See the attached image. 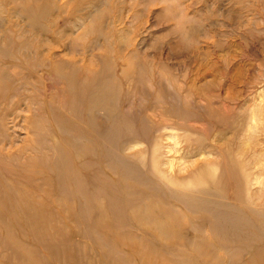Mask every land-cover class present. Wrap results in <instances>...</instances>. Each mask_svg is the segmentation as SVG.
<instances>
[{"label":"rangeland","instance_id":"1","mask_svg":"<svg viewBox=\"0 0 264 264\" xmlns=\"http://www.w3.org/2000/svg\"><path fill=\"white\" fill-rule=\"evenodd\" d=\"M179 87L187 116L165 114ZM13 119L0 264H264V0H0L2 132ZM110 149L144 176L132 196L118 194ZM172 185L211 212L257 213L255 228L224 243ZM107 194L201 229L165 233L125 206V225L110 222Z\"/></svg>","mask_w":264,"mask_h":264},{"label":"bare ground","instance_id":"2","mask_svg":"<svg viewBox=\"0 0 264 264\" xmlns=\"http://www.w3.org/2000/svg\"><path fill=\"white\" fill-rule=\"evenodd\" d=\"M183 88L179 87V90L176 89L173 93H170V95L173 97V100L175 103L172 105V110H165V114H171L175 113L178 115H184L187 116L188 112L183 104L189 105V92L183 91ZM112 89H106L103 91L106 96H110L112 94ZM101 92L100 95L103 93ZM182 109L185 111L183 112ZM21 117V116H19ZM252 122L257 121V113H254L251 117ZM98 121V120H97ZM12 122L14 123L15 120L13 119ZM12 124V123H10ZM18 123H14L11 127L2 123V129H4V132L0 129V153H4V150L7 151L10 148V145L14 143V139L16 138L17 133L19 132V129H16ZM101 126V124H99ZM4 126V127H3ZM14 127V128H13ZM12 130V133L10 132ZM115 130H117L115 128ZM113 132V128L110 130V134ZM55 138V137H54ZM56 139V138H55ZM54 139V140H55ZM79 141V137L77 139V142ZM60 142L56 141L53 145L55 148H59ZM6 154H11L8 150ZM107 162L108 167L112 171H114L120 179L123 181V184L120 188H118L119 195L126 194V195H133L131 191V187L129 185V182L131 181H137L140 182L143 179V174L136 168L134 165L130 164L126 159L123 157H120L118 154H116L115 151L109 150L107 153ZM47 162V161H46ZM27 166V165H26ZM51 166V165H50ZM231 171L230 173H236L238 171L237 167L230 166ZM208 177H211V174H203L200 176L196 181H199V184L205 183ZM125 182V183H124ZM190 179L186 180L185 184H190ZM170 184V183H169ZM174 184V183H173ZM150 185L152 187H160L155 180L150 181ZM171 185V184H170ZM16 186V185H15ZM190 187V186H188ZM170 188H173V185L170 186ZM195 188V187H194ZM154 189V190H155ZM189 189V188H188ZM157 190V189H156ZM172 193H169L174 198L182 201L185 206V209L187 211H190L192 214L194 213H203L204 211L208 212L211 216L214 217L215 221L212 223V228H216L220 230L219 232L222 234L223 242L228 243L231 239H233L239 232L244 231H250L255 228V221L253 220L254 217H256L257 213H252V216H246L243 213L239 212H223V211H210L207 210V207L205 206L204 199L201 198L204 196L203 194H198L193 192L194 190L189 189L185 190L184 192H181L178 189H171ZM188 194V195H186ZM109 197V204L103 203L105 207V211H103V207L101 204L98 206V211L104 219L109 220L110 222H119L121 225H125V223L122 222V219L125 216V207H128V209H131L132 216L135 217L138 221L146 224H142L143 226H152L156 225L160 222L161 224L156 225L158 229L162 231V229L168 224L172 228L178 227V229L181 228H189L194 231H198L201 229V225L198 223H194L191 219H188L186 214L184 215L182 212H174L170 209L169 206L163 205L160 206L156 211L160 213L162 216H165L163 221L157 220L156 218H152L150 215L151 212H153L154 208L151 206H144L143 208L138 207H131L130 203L132 201H125L121 202L119 198L115 197L113 198L112 195H108ZM129 202V203H128ZM125 206V207H124ZM142 207V206H141ZM165 233H168L169 230L166 228L164 230ZM250 233V232H249ZM220 234V235H221ZM201 244H207L206 241H200ZM222 248H227V244H223ZM238 251H232L230 254L235 256Z\"/></svg>","mask_w":264,"mask_h":264}]
</instances>
